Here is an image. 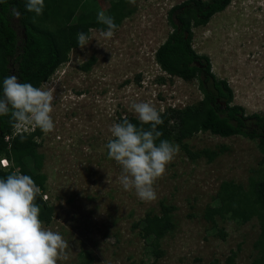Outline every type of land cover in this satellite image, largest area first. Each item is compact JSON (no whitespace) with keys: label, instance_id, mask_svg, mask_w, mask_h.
I'll use <instances>...</instances> for the list:
<instances>
[{"label":"rangeland","instance_id":"obj_1","mask_svg":"<svg viewBox=\"0 0 264 264\" xmlns=\"http://www.w3.org/2000/svg\"><path fill=\"white\" fill-rule=\"evenodd\" d=\"M185 1L130 3L133 14L112 38L105 39L93 29L88 45L74 49L69 61L42 84L54 88L55 96L54 131L37 138L48 177L45 194L55 209L51 223L43 226L59 232L68 243L57 264L83 260L91 264H227L232 252H237L236 264H251L258 254L256 218L244 224L218 219L215 228L204 217L208 205H218L214 198L222 182L247 187L249 178L264 168L257 141L208 132L186 139L192 152L210 149L218 157L212 162L206 157L193 160L178 145V154L154 184L157 199L150 202L139 199L135 189L124 190L119 183L122 168L108 157L106 145L113 139L110 128L123 117L137 118L133 104L148 102L164 112L203 99L197 80L171 77L155 59L172 31L169 10ZM98 8V13L116 17L110 0H100ZM73 17L74 12L66 13V23ZM11 21L21 35L20 21L15 17ZM193 32L195 51L209 57L213 74L233 90L232 105L242 106L248 116H264V0H231L223 12ZM92 57L96 64L89 72L82 71ZM108 176L110 183H106ZM162 203L175 208L176 228L161 240L163 256L156 259L139 224L148 214H160ZM219 230L225 232V239Z\"/></svg>","mask_w":264,"mask_h":264},{"label":"trees","instance_id":"obj_2","mask_svg":"<svg viewBox=\"0 0 264 264\" xmlns=\"http://www.w3.org/2000/svg\"><path fill=\"white\" fill-rule=\"evenodd\" d=\"M99 1L44 0L43 13L36 16V22L33 23L35 14L26 10V0H0V96L3 95V80L10 75H15L21 83L42 86L61 65L69 61L70 53L79 48L78 33L90 35L93 29L106 30L107 26L97 19ZM230 3L231 0H187L172 7L167 17L172 32L155 54L157 64L171 77L199 82L203 94L201 102L183 109L169 108L159 112L163 124L158 126V130L163 135L156 141L158 144L159 140L166 139L182 146L193 160L206 157L212 162L219 155L210 149L192 152L185 144L186 139L200 132L222 138L242 136L257 141L264 154V116H248L242 106L232 105L233 90L227 81L218 80L213 74L209 57L199 55L192 45L193 29L207 25L214 15L223 12ZM129 4L128 0H110V6L116 14L113 17L118 26L116 31L134 12ZM13 8L21 13V35L12 25ZM69 11L74 12L70 24L65 21V14ZM96 62V58L92 57L81 66V70L89 72ZM124 118L140 126L138 118ZM143 127L150 129V125ZM14 133L10 117L0 116V160L7 158L11 162L9 168L0 167V178H6L13 172L32 177L41 190L35 200L41 209L40 219L48 225L55 209L43 198L48 177L43 172L45 157L39 152L40 145L37 142L43 131L36 127L33 132ZM214 200L218 205H208L204 217L215 228L218 227V219L230 218L243 224L254 218L258 220L260 234L254 244L258 254L251 264H264V168L249 178L247 187L232 181L222 182ZM174 210L173 206L162 203L160 214H148L139 224L143 237L151 241V252L156 259L163 256L161 240L176 228ZM218 233L225 239L223 230ZM236 257L237 252H232L226 263L236 264ZM87 258L90 259L89 256ZM80 264L91 263L90 260H83Z\"/></svg>","mask_w":264,"mask_h":264},{"label":"clouds","instance_id":"obj_3","mask_svg":"<svg viewBox=\"0 0 264 264\" xmlns=\"http://www.w3.org/2000/svg\"><path fill=\"white\" fill-rule=\"evenodd\" d=\"M128 2L134 5L136 0ZM44 6V0H26V10L35 14L33 23L36 16L42 15ZM12 15L17 20L21 18V13L15 8ZM97 19L107 26L106 30L101 29L100 35L105 39L112 38L118 28L114 18L100 11ZM91 40L92 37L84 32L77 34L81 49ZM54 100V88L21 83L15 75H10L3 80L0 116L10 117V123L15 128L14 135L23 131L33 132L36 127L47 134L55 128L51 115ZM132 108L140 126L127 118L113 124L110 128L113 139L108 141L106 147L109 159L115 160L122 168L119 183L124 190L135 189L139 199L150 202L157 199L154 184L165 174L167 165L178 154L179 146L166 139L159 140L157 144L156 141L163 135L158 130L163 119L152 104L135 103ZM32 125L34 128L17 132V128ZM144 125H150V129L146 130ZM3 160L8 165H3ZM10 166L7 158L0 160L1 168ZM106 183H110L109 176ZM40 191L29 175L13 172L6 178H0V264H57L58 260L64 258L67 241L59 232L46 229L40 219L41 209L35 203Z\"/></svg>","mask_w":264,"mask_h":264},{"label":"built area","instance_id":"obj_4","mask_svg":"<svg viewBox=\"0 0 264 264\" xmlns=\"http://www.w3.org/2000/svg\"><path fill=\"white\" fill-rule=\"evenodd\" d=\"M27 128H28V126H22V127H20V128H17V132H22L23 130H25V129H27ZM7 139H9V137H7ZM2 162H3V165H6V164L8 163L6 160H3ZM7 165H8V164H7ZM44 199H45V200L48 199V195H47V194L44 195Z\"/></svg>","mask_w":264,"mask_h":264}]
</instances>
